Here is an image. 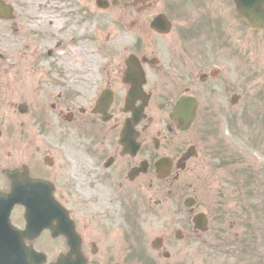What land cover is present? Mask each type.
Here are the masks:
<instances>
[{
	"label": "flooded vegetation",
	"instance_id": "1",
	"mask_svg": "<svg viewBox=\"0 0 264 264\" xmlns=\"http://www.w3.org/2000/svg\"><path fill=\"white\" fill-rule=\"evenodd\" d=\"M240 5L107 0L98 73L0 76V189L12 191L6 171L26 173L27 205L57 215L28 224L26 207H14L0 231L10 264H223L241 254L238 190L254 170L242 150L264 152V28ZM183 97L198 102L186 129L171 117Z\"/></svg>",
	"mask_w": 264,
	"mask_h": 264
},
{
	"label": "rangeland",
	"instance_id": "2",
	"mask_svg": "<svg viewBox=\"0 0 264 264\" xmlns=\"http://www.w3.org/2000/svg\"><path fill=\"white\" fill-rule=\"evenodd\" d=\"M6 3L13 8L14 16L13 19H10L8 22H3L0 20V54H3V58H0V70L9 71V66H14V63L17 64L16 71H12L13 75L16 76V72L19 73V70L23 68L20 65H24L23 61L25 57L28 56L29 64L26 69L29 70L33 75L31 78L42 77L43 74L48 73L52 67H69L74 66L81 71H85L82 65L88 64L89 71L96 73L101 61L100 57V47L102 49L104 37L102 35V28L107 25V21H102L95 12V16L90 21V26L86 29L84 37H82L81 47L79 45V32L78 30H73L72 23L66 22L65 17L60 13V24L56 33L46 32V23L41 22L37 25V30L35 32H29L27 24L24 18L26 8L23 0H4ZM93 0H77L78 5H85L86 9H93ZM88 13V12H87ZM86 13V14H87ZM79 31L81 27L78 28ZM90 31V32H89ZM90 33V36L88 34ZM99 36L100 40L96 43V36ZM126 41L127 47H131V41H134L131 32H125L127 35ZM50 35L51 38H48ZM105 45V44H104ZM71 47V49H70ZM68 52V55L61 56V54ZM51 54H50V53ZM26 61V62H27ZM37 70L40 72L38 74ZM18 79H23V75L19 74ZM21 84L18 83L19 100H26L25 93L21 92ZM3 110V108H2ZM258 143V142H257ZM259 145L255 144L254 148L251 149V152H257L258 156H251L248 152L242 150L244 156H250L255 159V162L258 167V172L256 175V185L257 192L254 199H247V202L251 205L255 204L256 206L260 203L264 206V152L259 150ZM18 156H24L23 150L18 151ZM215 166L214 164L212 167ZM211 167V168H212ZM215 179H220V177H214ZM233 189V186L230 187ZM246 193L245 191H242ZM255 205L253 206L255 208ZM264 224V223H263ZM261 226V232L264 234V226ZM243 227V226H242ZM259 239L262 241L259 242ZM258 244L260 246L257 248L263 256L264 264V235H259L257 238ZM235 259V258H234ZM240 260V259H239ZM245 264H258L255 259L250 256H245L243 259ZM239 264L241 262L239 261ZM243 264V263H242Z\"/></svg>",
	"mask_w": 264,
	"mask_h": 264
},
{
	"label": "bare ground",
	"instance_id": "3",
	"mask_svg": "<svg viewBox=\"0 0 264 264\" xmlns=\"http://www.w3.org/2000/svg\"><path fill=\"white\" fill-rule=\"evenodd\" d=\"M22 2L26 5L27 9L25 21L29 32H34L37 29V24L40 22H47L49 24L48 33H54L58 29L60 22L55 19L51 11L44 8L45 0H23ZM21 74L30 75L28 72H22Z\"/></svg>",
	"mask_w": 264,
	"mask_h": 264
},
{
	"label": "water",
	"instance_id": "4",
	"mask_svg": "<svg viewBox=\"0 0 264 264\" xmlns=\"http://www.w3.org/2000/svg\"><path fill=\"white\" fill-rule=\"evenodd\" d=\"M24 180H26V179L18 178L17 185L15 186L17 189H15V192H14V194L12 195V197H13V200H11L12 202H13L15 199L17 200V199H19V198L24 197V196H22V194L20 193V191H18V188L21 187V184H22V182H23ZM0 197H1L3 200H5V196L0 195ZM7 199H9V197H7ZM24 199H26V198L24 197ZM9 209H10V208H9L8 206L3 207V208H0V212H1L0 215H1V217H2L5 213H7ZM28 217H29V215H28Z\"/></svg>",
	"mask_w": 264,
	"mask_h": 264
}]
</instances>
